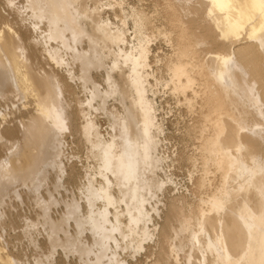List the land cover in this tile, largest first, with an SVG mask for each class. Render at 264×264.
Listing matches in <instances>:
<instances>
[{
  "label": "bare ground",
  "instance_id": "6f19581e",
  "mask_svg": "<svg viewBox=\"0 0 264 264\" xmlns=\"http://www.w3.org/2000/svg\"><path fill=\"white\" fill-rule=\"evenodd\" d=\"M14 1L0 4L7 10ZM22 1L32 40L0 12V108L15 98L21 104L17 112L0 109V222L5 198L21 200L19 183L47 231L45 250L32 233L38 220L24 224L37 249L33 264H56L59 250L78 264H128L126 254L153 236L160 193L176 185L159 151L167 138L150 82L151 21L135 9L120 25L106 20L105 7L117 0ZM171 1L178 44L167 85L195 98L201 87V148L222 184L206 210H195L194 223L177 220L170 252L188 249L185 264H264V0ZM44 59L65 75L47 70ZM71 83L86 93L82 132L95 160L76 193L65 181L75 163L64 162L76 116ZM93 112L107 119V137ZM0 264L31 263L0 242Z\"/></svg>",
  "mask_w": 264,
  "mask_h": 264
},
{
  "label": "rangeland",
  "instance_id": "374dc122",
  "mask_svg": "<svg viewBox=\"0 0 264 264\" xmlns=\"http://www.w3.org/2000/svg\"><path fill=\"white\" fill-rule=\"evenodd\" d=\"M107 1L102 0V4H107ZM117 1L118 4H114V9L105 7L107 10L104 15L105 19L111 20L115 25H120L124 21L125 14L131 13V9L141 12L151 21L147 31L150 38L149 65L151 69H149V72L152 71L153 74L150 82L154 87L155 100L161 108L158 119L166 128L167 138L162 143L159 151L162 156H169L164 170L166 175H172L173 181L176 183V185L169 184L165 194L161 195L160 193L159 195V198L163 200L160 206L161 216H154L156 229L152 231L153 236L143 243L141 251L136 254L128 252L126 258L128 264H185L186 251L188 249L177 251L178 253L176 254V252H170L169 248L173 243V237H175L172 234H175L178 230L179 223L177 220H181L183 217L192 218L198 208L206 210L211 195L222 184L221 170L213 161L205 157V152L201 148L202 142L199 137V131L201 130L200 126L202 125L205 109L202 106L203 102L201 101L203 100L200 95L202 96L203 91L200 86H195L194 89L197 91V97L195 98L191 89H186L182 93L175 91L172 84L167 85L170 79L167 64L170 60L175 59L178 44V31L170 22L168 12V3L171 0ZM22 5V0H15L13 8L9 7L4 10L2 4H0V12L5 20H8L15 28H19L27 39L32 40L35 35H32L27 25L25 26L21 20L24 16ZM127 27L131 28L130 21ZM43 64L46 69L48 67L47 70H53L58 76L62 77L65 75L64 69L58 68L59 70H56L45 59ZM109 64L111 65L108 61L107 65ZM96 75H98L96 80L102 84L103 77L99 76V74ZM82 90L83 88L79 83H71L74 99L73 113L76 116L72 124V136L68 138V145L64 149V154H66L65 164L68 166L71 160L75 163V167L71 169L70 180H65L67 181L69 192L75 191V193L80 186L79 183L84 172L92 170L95 166V160L91 156V146L85 141L82 132V127L85 124L84 115L87 113V109L81 106L86 98V93ZM15 100H11V104L8 102L9 104L2 106L0 108L1 111L17 112L21 104L19 100ZM13 101L15 102L13 103ZM115 107L116 114H120V107L117 104H115ZM91 118L95 124L99 125V132L104 137H107L110 134L107 119L101 114L94 112ZM72 156L73 158H71ZM16 186H18L16 190L22 192L20 193L22 197L20 200L11 193L10 196L6 197L7 199L5 198L3 210H5L7 216L0 222V242L13 257L21 262L26 261L33 264L37 249L24 233V224L28 219L38 220L37 228L32 229V233H34V239L38 238L37 241L42 244L43 248L45 247V250H47L44 238L47 235L46 226L37 217L39 211L34 201L31 198H27L26 194H23L26 192L25 188L21 187L19 183ZM29 200L32 201L30 202ZM55 208H53V212L56 216L61 208L58 206ZM191 222H195L194 216ZM56 253L58 254L56 255ZM54 255L52 259H54V262L56 261V264H78V260L73 256L68 258L69 261L66 260L60 250L55 252Z\"/></svg>",
  "mask_w": 264,
  "mask_h": 264
}]
</instances>
